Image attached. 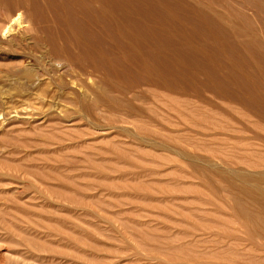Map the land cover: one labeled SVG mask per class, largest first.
Wrapping results in <instances>:
<instances>
[{"label": "rangeland", "instance_id": "obj_1", "mask_svg": "<svg viewBox=\"0 0 264 264\" xmlns=\"http://www.w3.org/2000/svg\"><path fill=\"white\" fill-rule=\"evenodd\" d=\"M2 33L1 264H264V51L197 52L149 122Z\"/></svg>", "mask_w": 264, "mask_h": 264}, {"label": "bare ground", "instance_id": "obj_2", "mask_svg": "<svg viewBox=\"0 0 264 264\" xmlns=\"http://www.w3.org/2000/svg\"><path fill=\"white\" fill-rule=\"evenodd\" d=\"M263 13L264 0H0V31L22 29L11 47L58 60L57 78L96 75L97 89L84 82L94 105L150 120L134 101L157 108L155 87L181 94L197 52L264 51Z\"/></svg>", "mask_w": 264, "mask_h": 264}, {"label": "built area", "instance_id": "obj_3", "mask_svg": "<svg viewBox=\"0 0 264 264\" xmlns=\"http://www.w3.org/2000/svg\"><path fill=\"white\" fill-rule=\"evenodd\" d=\"M1 256V255H0ZM0 264H1V262H0Z\"/></svg>", "mask_w": 264, "mask_h": 264}]
</instances>
